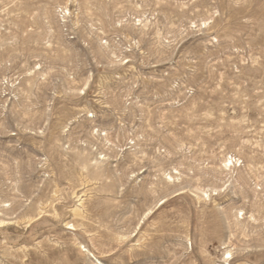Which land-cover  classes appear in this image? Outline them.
Listing matches in <instances>:
<instances>
[{
  "label": "rangeland",
  "instance_id": "obj_1",
  "mask_svg": "<svg viewBox=\"0 0 264 264\" xmlns=\"http://www.w3.org/2000/svg\"><path fill=\"white\" fill-rule=\"evenodd\" d=\"M0 264H264V0H0Z\"/></svg>",
  "mask_w": 264,
  "mask_h": 264
}]
</instances>
